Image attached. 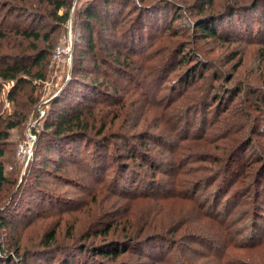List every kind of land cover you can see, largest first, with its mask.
<instances>
[{"label":"trees","instance_id":"obj_1","mask_svg":"<svg viewBox=\"0 0 264 264\" xmlns=\"http://www.w3.org/2000/svg\"><path fill=\"white\" fill-rule=\"evenodd\" d=\"M31 1L37 0H21L23 4H32ZM40 1L44 8L51 7L49 15L60 22V26L71 19L65 0ZM146 1L89 0L78 10L75 21L76 26L81 27V33L80 42L75 44L72 79L52 101L45 128L37 135L38 161L32 165V173L23 180L18 192L0 206V237H4V233L8 237L10 232L9 238L1 243L0 264L14 261L6 259L7 248H17L21 252L15 233L23 219L38 210L72 211L81 203L77 200V206L68 205L72 196L41 187L45 176H54L61 170H82L86 177L60 174L76 189L84 190L93 182L101 183L104 191L108 186V191L114 190L113 194L121 196L127 205L115 212L116 219L112 224L93 233L88 231V237L103 236L100 243L77 245L79 243L74 241L55 245L60 234L55 230L44 236L42 240L45 242L38 249L25 251L21 264H90V261L93 264H132L134 256L138 258L136 264H192L186 258L193 253L195 249L192 247L198 242L208 254L214 252L221 262L229 248L254 251L264 248V233L260 234L258 228L259 212L264 210L261 200L264 159L258 169L249 173L251 167L242 155L255 143L254 134L264 136L260 133L264 127V86L238 80V67L234 72L225 70V66L238 58L236 52L228 55L225 63H205L197 48L181 45L171 50L165 65L178 62L183 69L182 74L177 84L160 97L163 91L160 90L161 83L158 88L154 87L158 81L156 74L144 82V72L147 70L149 77L154 69H149L154 55L151 48L147 52L142 50L147 47L148 38L167 28L162 30L165 22L162 18L165 17L160 16V2ZM212 2L204 1L206 4ZM234 2L239 7L232 6L227 16L233 18L245 12L255 26L262 24L264 27V0H247V4L243 0ZM24 7L7 4L6 13L0 19V39L6 38L2 29H9L6 24L12 18L17 22V36L35 46L39 43L31 48V54L0 55V79L15 82L16 94L30 85L31 79L46 78L44 64L49 57V50L39 48L43 42L50 41V34L45 31L47 25L42 19L38 21L39 15H43L37 11H25ZM61 10L66 11L58 15ZM200 10L194 21L200 39L227 44L239 40V33L219 30V19L205 15L204 9ZM25 15H29L31 22L36 24L30 22L21 26L18 22ZM179 19L180 16L175 17L167 34H176L174 26ZM256 36L257 32H254L252 37ZM258 39L264 41V35ZM238 63L241 67L243 60L238 59ZM163 76L164 71L160 78L165 80ZM185 85L188 86L186 91L181 90L174 100L168 98ZM189 89L197 91V94L189 96ZM154 90H158L157 94L149 95ZM1 92L0 84V95ZM146 96L152 102L149 109L146 102L143 108L130 106L124 113L120 110L112 117V113L105 111L112 104L126 106L128 101H132L129 98L136 97L140 101ZM179 101L184 105L173 109ZM132 103L136 104L135 101ZM137 113L141 118L152 115L155 126H144L137 129V133L126 131L122 124L113 129L116 121L124 117L129 120L127 116L133 118ZM208 119L214 120L211 126H208ZM20 124L19 121L10 123L7 129H15ZM210 129L211 132L223 133L217 138V144H221L216 147L220 153H215V158L211 152L199 148L208 144L213 146ZM245 132L249 134L244 136ZM236 133L241 135L236 137ZM8 137V132L0 130V141ZM117 142H122L123 149L116 158L112 146ZM6 150L0 144V195L10 183L5 173ZM84 154H89V161H83ZM263 156V153L258 154L259 158ZM195 162H198L195 170L202 172L203 176L187 183L182 175H186L185 169ZM209 164H214V167L209 169ZM109 169H112L111 173L107 172ZM246 172L252 175L247 177V185L243 188L234 185L230 190L229 184H234L240 174H243L240 181L244 179ZM106 178L108 185L105 184ZM201 190H204L202 197L199 196ZM251 191L256 195L249 203L250 209L247 213L238 212L240 203L238 206L234 201L249 197ZM222 194L226 196L223 201ZM138 201L154 203L159 206V211L155 212L151 204L145 203V214H149L143 218V223L139 227L138 223H132L128 235L111 238L116 234V223L125 220L127 212L130 214L131 207ZM171 202L176 204L167 205ZM166 206L174 217L165 220L160 211ZM242 213L244 215L240 216ZM202 219L207 220L205 225L201 224ZM75 252H80L81 256L84 254L86 260L80 262L79 254L75 255ZM69 253L72 255H67ZM44 256L51 257L44 259Z\"/></svg>","mask_w":264,"mask_h":264},{"label":"rangeland","instance_id":"obj_2","mask_svg":"<svg viewBox=\"0 0 264 264\" xmlns=\"http://www.w3.org/2000/svg\"><path fill=\"white\" fill-rule=\"evenodd\" d=\"M65 1L68 4L67 9L70 10L71 19L68 21V23L60 26V22L54 20L49 15L51 7L46 6L44 8L40 0L31 1L32 4H23L21 0H0V19H2V16L6 13V10L4 9L5 7H7V4H12L14 6L25 5L26 8H24L27 9L25 11H37L43 15H39L38 21L42 19L44 25H47L45 28L46 33L50 34L49 43L43 42L39 45V48L49 50V57L44 64L46 72V78L44 80L31 79V84L21 90L20 93L16 94L17 89H14L16 85L15 82L3 81L2 79H0V84L2 86V92L0 95V130L9 133V137L7 139L1 140L0 144L1 147L4 146L7 149L4 164L5 173L10 180V183L3 189V192L0 195V206L6 204L11 199V195L18 192L19 186L21 185L23 180H25L27 177L29 178L30 172L32 173V165L34 164V162L38 161V158L36 156L38 142L37 135L38 133H41L45 128L44 125L46 119L48 118L49 113L52 111V101L54 100V98H56V96H58L60 90L64 86H66V84L69 83L72 79L71 70L74 64V58L76 59L75 44L80 42L79 35L81 33V27L76 26L75 19L78 10L89 0ZM149 1L150 0H147L146 2ZM153 1L160 2L162 6V10H159L160 16L165 17L162 18L165 21L162 26V30L165 27L168 29L169 25L171 26V24H173V20H175V17L180 16L179 20H177L176 22L174 21V32H176V34H167V29H165L162 33L158 32L157 35L153 36L152 38H148L150 40L149 42H147V47L143 48L142 50L144 52H147V50L151 48V51L154 55L152 57L153 60L149 62V69H154L149 77L147 74V70L144 72V82L153 79V74H156V78L158 79V81H156L157 83L154 84V87L158 88L161 83L162 87L160 88V90L163 91L161 92L160 97H163V95L167 93V89L173 88V86L177 84L178 78L182 74L183 69H180V67L178 66V62L165 65L168 56L171 54V50L177 47H181V45H191L193 49L197 48L200 51L202 59L205 61V63H210L211 61L225 63L224 61L228 59L227 56L235 54L236 52L237 54L235 55H238V58H236V60L231 62L229 65L225 66V70L234 72L238 67V80H242L246 83L251 82L264 86V41H260L258 39L259 36L261 37L262 35H264V27L262 24H257L255 26V23L250 22V20L248 19L249 14H246L245 12L237 14L233 18L227 16L231 11L230 8L232 6L239 7L234 2L236 0H213L212 4L204 3L205 0ZM243 1L244 3H246L245 1L247 0ZM200 8L204 9L205 15H211L214 19H219L217 22L219 30L229 31L231 33H239L241 35L238 38L239 40L227 44L220 43L211 39H200V36H198L196 32V26L194 23V21H196V19L200 15ZM52 9H54L53 6ZM246 9L247 8H244V10ZM65 11L66 10H61V12H58V15H62ZM254 15L257 17L255 13ZM31 21L32 18L29 15H25L24 17H22V19L19 20L18 23H21V26H27ZM16 23L17 22L11 18V20H8L6 24V27H9V29H2L4 32H6V38L0 39V55H15L17 53L25 52L26 54H31V48L38 46L39 43L35 46L31 41H24L19 36H17V33L15 32ZM31 23L36 24L34 21ZM254 32H257L256 38L252 37ZM238 59L243 60V64L241 67H239ZM162 67V71L159 72L160 68ZM163 71V77H165V80L160 78ZM187 88V85H185L183 88L179 87V92L168 98L170 100H174L175 95L180 93L181 90H183V92L186 91ZM158 90L150 91L149 95H156V92ZM196 94L197 91L189 89V96H194ZM240 98L241 96L238 97V99ZM129 99L135 101L136 104H133L132 101H128L126 106H124L123 104H112L111 106L106 108L105 111H109L108 113H112L110 115L112 117L120 110L124 113V111L128 110L130 106L143 108L145 103L147 102L146 108L149 109L150 104H152L151 101H148L147 96L145 99H141L140 101L136 97ZM183 105L184 104L179 101L175 104L173 109H177ZM137 114L138 115H135L133 118H131V116H127L129 120H126L125 117L119 119L115 122V126H113V129H117L122 124V128H124L126 131L130 133H137V131L144 128V126H150L152 128L155 126L156 122L152 115L148 118L146 116L145 118H141L140 113ZM122 119H125V121H122ZM18 121L21 122V124L17 128L11 130L7 129L10 123H16ZM213 122V119L209 120L208 126H211ZM211 130L212 129L208 130V132L211 134L210 143L214 141L213 146H210V144H208L199 146V148L203 149L207 153L211 152V156L215 158V153H220L219 148L216 147H219V145L221 144V142L217 144V138L220 137L223 133L221 134L222 131L220 133H215L211 132ZM263 132L264 127L261 129L260 133L263 135ZM32 134H36L37 138L35 143H33L30 159H27L29 148L27 147V144H29V138ZM247 134H249V132H245L244 136ZM240 135L241 134L239 133L235 134L236 137ZM254 135L255 143L251 147H249V149L246 150L245 153L242 154L243 158H245L246 163L251 167L248 170L249 173H253L255 168L258 169L260 161L264 159L262 157H258V154L263 153L264 155V136H259L258 134ZM122 149V142H117L116 145L114 144L112 146V150L114 152L113 155L117 158V154L120 155ZM193 149H196V147ZM183 151L184 153H186L185 150ZM85 160H90L89 154L83 155V161ZM196 165H198V162H195L192 165H188V167L185 169L186 175H182V178L185 179L187 183L202 178L203 173L195 170ZM209 165H211L209 166V169H212V167H214V164ZM81 171L82 170H72L66 172L61 170L56 172L54 176L44 177L43 182H41V187H43L44 189H52L53 191L59 193H66L67 195L72 196L71 198L69 197L72 202L71 204L67 203L68 205L77 206V200L81 201V203L77 206L76 209L72 211L60 212V210H38L36 214H31L26 219H23L20 223L21 225H18L17 227L18 231L15 233L16 238L18 239V242L21 246V252L20 249L17 248L16 250L15 248H7L8 257L6 259H14L11 264H21L25 251L38 249L42 245V243L45 242L42 240L44 236L47 234H51V232L55 230L60 233L57 236V243L55 245H62L74 241L79 243H76L77 245H90L92 243H100L101 241H103V236L97 238L88 237V231H91V233H93L94 231H99L103 226L107 224H112L116 219L115 212H118L127 204L123 202L124 199L121 196L113 194L115 192L114 190L108 191V186H105L106 188L104 191L102 189L103 186H101V183L93 182L91 186L88 185L86 189L80 190L74 188V185L70 184L69 181L66 182L63 180V175H69L71 177H86V174ZM107 172L111 173L112 169H109ZM60 173H62L63 175ZM245 175L247 176L241 181L240 178L243 177V174L237 176L236 182L234 184H229L230 190H232L236 185H239L242 188L245 187V185H247L249 181V178L247 177L252 176L251 174H247V172ZM164 178L167 177L164 176ZM105 184L108 185L107 178ZM92 191H94V193L97 195L96 197H94V193H92ZM202 192H204V190H201V194L199 195L200 197H202ZM261 192L263 194L261 200L264 203V188ZM255 195L253 191H251L249 197H240L237 201H234L235 205L239 206L240 203V209H237L238 212L241 210L245 212L248 211V209H250L249 203L252 201V199L254 198L253 196ZM240 196H243V193L240 194ZM225 198L226 196L222 194V201ZM69 199H67L68 202ZM145 203L149 202H135V204L131 207V209L133 208L131 213L129 214L127 212L125 220L116 223L114 228L116 234H112L114 236L111 235L110 237H124L125 235H128L127 231H129V229L131 228L132 223H138L139 227L143 223V218L147 214H149H145ZM12 204L13 203H10L9 205ZM122 204L124 205L121 206ZM149 204H151V206L153 207L151 208L152 210H154L155 212L159 211V206L155 205L154 203ZM172 204L175 205L176 202H171L167 205ZM169 210V206H166L160 211L161 217L165 220L170 217H174L172 211L169 213ZM43 211L44 213H42ZM244 213L240 214V216H243ZM206 222L207 220L205 219L201 220V224L203 225H205ZM125 224L127 225L124 226ZM259 225V233L262 234V232L264 233V210L259 212ZM214 226H216V223H214ZM124 228H126V232L123 230ZM182 233L183 231L180 234ZM210 234L215 235L214 233ZM2 236L4 237H0V247L1 243L5 241L6 238H9L10 232H8V237L6 233L2 234ZM192 248H194L195 250L188 258H186L187 260H190L192 264H264V261L262 262L264 257V248L255 251L253 249L248 250L229 248L222 262L219 261L216 255H214V252L208 254L206 248L202 247L200 242H198V244H195ZM79 253L80 252H75L74 254L77 255ZM67 255L71 256L72 253H69ZM206 256H208V258H205ZM48 257L51 256H44L43 258L46 259ZM79 259L80 262H82L86 260V257L84 256V254H82V256L79 254ZM97 260H101V258H98ZM131 261L132 264H136L138 258L134 256ZM90 264H93V261H90Z\"/></svg>","mask_w":264,"mask_h":264},{"label":"built area","instance_id":"obj_3","mask_svg":"<svg viewBox=\"0 0 264 264\" xmlns=\"http://www.w3.org/2000/svg\"><path fill=\"white\" fill-rule=\"evenodd\" d=\"M36 134H32V135H30V138H29V144H27V147H29L28 148V158L27 159H30V156H31V150H32V148H33V143H35V141H36Z\"/></svg>","mask_w":264,"mask_h":264}]
</instances>
